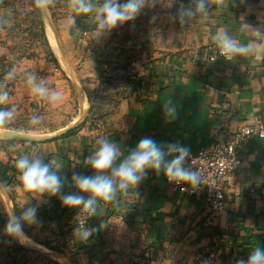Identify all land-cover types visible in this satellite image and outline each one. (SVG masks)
I'll use <instances>...</instances> for the list:
<instances>
[{"label": "crops", "instance_id": "obj_1", "mask_svg": "<svg viewBox=\"0 0 264 264\" xmlns=\"http://www.w3.org/2000/svg\"><path fill=\"white\" fill-rule=\"evenodd\" d=\"M102 2L93 0L96 5ZM206 3L209 11L205 20L197 16L185 23L176 18L173 0H159L155 8L142 10L141 27L151 28L161 45L152 47L155 58L136 65L142 84L126 94L111 112L109 125L113 127L109 126L107 133L93 132L84 126L65 137L58 135L25 145L6 162L8 167L0 174V182L9 186L17 214L29 204L38 206L40 224L25 225L24 229L32 242L66 245L75 254L83 251L89 264H126L130 232L141 235L148 251L144 255L150 257L151 264H196V252L210 247L214 232L222 238L214 264H235L237 259H247L254 247H264V138L258 135L241 147L243 167L225 189L227 207L218 215H213L201 199L167 183L163 173L149 170L135 190L119 197L118 207L107 205L104 215L91 218L89 227H97L102 221H108L109 226L86 243L75 238L72 212L62 206L59 197H32L22 191L17 180L16 159L39 150L47 158L59 156L64 164L62 174L70 178L73 172L94 174L82 162L100 137L120 144L125 155L143 137H151L157 143H180L195 150L233 139L244 125L264 122V57H237L232 61L208 58L216 47L212 37L218 31L227 30L235 40L247 42L251 37L244 23L264 29V0H238L237 6L229 3L223 8L213 0ZM13 9L10 0H0V55L8 52ZM47 15L49 28L53 24L57 34L53 26L50 30L58 35L78 82L88 90L99 84L98 56L114 30L100 32L95 12L77 14L70 8L69 0H53ZM153 16L157 18L154 22ZM43 23L46 29L44 17ZM30 64L31 70L36 71L37 62ZM54 70L58 68L49 69L53 72L52 82L63 85L70 80L74 86L68 73L62 79ZM26 79L19 78L11 85L10 101L32 96ZM165 102L176 108L174 119L164 115ZM7 216V211L0 214V227L7 222Z\"/></svg>", "mask_w": 264, "mask_h": 264}, {"label": "clouds", "instance_id": "obj_2", "mask_svg": "<svg viewBox=\"0 0 264 264\" xmlns=\"http://www.w3.org/2000/svg\"><path fill=\"white\" fill-rule=\"evenodd\" d=\"M35 5L46 13L53 0H34ZM159 0H103L96 5L93 0H69L70 8L77 14L95 12L98 30L110 33L111 30L134 21L145 8H155ZM218 7H227L229 3L237 6L238 0H213ZM175 6V0H173ZM206 0H182L177 7L176 18L187 22L189 18L200 16L205 20L208 16ZM154 22L157 18L153 16ZM250 39L247 42L235 40L227 30L218 31L213 37L219 53L226 60L232 61L237 57L260 59L264 57V29L244 23ZM26 84L31 95L50 107H57L62 100V92L49 87L47 78L39 79L35 72H28ZM6 86L0 84V142H15L23 139L27 143L39 142L42 137L27 135L35 133L45 125L44 117L32 115L25 127V135H20L14 124L19 106L11 103ZM163 111L166 118L174 119L176 108L170 102H165ZM95 149L83 160V165L90 168L94 174L83 175L73 172L71 177L63 175L64 164L59 156L47 158L43 150L35 153L20 155L15 161L18 173L17 180L23 192L32 197H59L62 206L79 209L85 217L104 215L105 206L118 207L119 197L128 196L146 178L149 170L156 174L163 173L170 183L185 184L196 189L202 183L199 170L185 167V161L190 157V149L180 143H157L151 137H143L135 148L125 155L121 145L112 139L100 137ZM15 147V144H11ZM65 187L75 188L76 191L65 193ZM187 189H182L186 191ZM9 186L0 182V199L7 198ZM86 194V195H85ZM138 196L139 194L136 193ZM37 205L29 204L18 214L15 206L8 212L7 222L3 232L11 240L21 244L28 242L25 225H39ZM109 226L108 221H102L97 227H88L82 220L74 229V236L82 243ZM208 264V262H205ZM235 264H264V247H254L247 259H237Z\"/></svg>", "mask_w": 264, "mask_h": 264}, {"label": "rangeland", "instance_id": "obj_3", "mask_svg": "<svg viewBox=\"0 0 264 264\" xmlns=\"http://www.w3.org/2000/svg\"><path fill=\"white\" fill-rule=\"evenodd\" d=\"M10 1L14 6L13 19L10 22L11 33L8 39V52L5 55H0V73L2 70L7 71L2 80L8 83L14 82L19 78H27L28 72H35L39 79L47 78L51 89L62 92V100L55 108L33 96H30L29 99L10 101V105L11 103H16L19 106L17 118L14 122L19 125L17 129L19 134L25 135L27 121L32 115L44 117L45 125L38 132H29L27 135H38L42 138L51 137L73 127L85 118V126L89 127L90 130L107 133V128L109 126L113 127V125H109L111 112H115V109L126 94L138 89L142 84L143 79L138 74L136 65L157 56L152 47L161 45V42H157V38L153 35V30L145 28L144 23V26L141 27L142 23L139 22L141 14L134 21L113 29V37L98 56L99 68L97 69V76L99 75L101 82L96 86L90 87L89 90L86 87L84 89L79 83L86 94H91L94 103L90 112L89 103L86 112L79 119L82 111L78 92L79 86L63 64V56L66 60L67 57L59 39L52 36L49 26H47L43 34L41 30L42 11L36 7L34 0ZM143 29H147L149 32L144 33ZM50 45L53 47L54 56L58 57V62L53 56ZM150 46L151 48H149ZM29 61L37 62L36 67L38 68L36 71L31 70L32 67H30ZM62 64L66 69L65 71L61 68ZM53 67L58 68V70L54 71L60 73L62 79H65V75L68 73L74 86L70 80L63 85L52 82L54 81L53 74H51L53 72L49 71V69ZM70 68L72 69L71 66ZM72 72L76 78L73 69ZM49 74L51 75L49 76ZM133 76L134 78H132ZM13 143L15 144L14 148L10 146ZM25 145H29V143L23 139L15 142H0V174L4 173L3 171L8 167L6 162L12 156L17 155ZM0 214H6L5 198L0 199ZM4 226L0 227V264H69L66 261H58L42 251L22 245L19 242L22 246H15L13 244L14 240L12 241L4 235ZM128 239V245L126 246L128 260L126 264H151V261L147 260L149 256L144 255L148 251L143 244L144 240L141 239V235L138 232H130ZM62 249L65 251V254H63L71 259L73 264H89L88 257L83 251L75 254L74 250L68 247L63 246Z\"/></svg>", "mask_w": 264, "mask_h": 264}, {"label": "built area", "instance_id": "obj_4", "mask_svg": "<svg viewBox=\"0 0 264 264\" xmlns=\"http://www.w3.org/2000/svg\"><path fill=\"white\" fill-rule=\"evenodd\" d=\"M180 2V0L175 2V14ZM182 2L187 3L188 1ZM208 58L211 60L218 58L226 60L220 55L217 46L211 51ZM254 135L264 138V122H255L242 126L235 132L233 139L219 140L195 150H190V157L186 159L185 167L201 172L202 183L198 188L193 189L185 184L170 183L167 179L166 182L182 193L201 199L213 215H218L227 207L228 201L225 189L232 183L235 174L243 167L244 157L241 153V147ZM182 189L187 190L182 191ZM72 191H76L75 188H68L65 193ZM70 212H72L75 227H78L82 220L89 227L92 217L83 216L79 209L70 208ZM221 244V234L214 232L210 247L196 252V264H205V262L214 264L219 257Z\"/></svg>", "mask_w": 264, "mask_h": 264}, {"label": "bare ground", "instance_id": "obj_5", "mask_svg": "<svg viewBox=\"0 0 264 264\" xmlns=\"http://www.w3.org/2000/svg\"><path fill=\"white\" fill-rule=\"evenodd\" d=\"M44 14V18H45V21L47 23L48 26H50V21L48 20V16H47V12L46 13H43ZM52 27V26H51ZM50 27V28H51ZM51 32V31H50ZM52 36H54V38H57L52 32H51ZM57 44V43H56ZM57 46V45H56ZM60 53H62V51H60ZM62 56V55H61ZM63 64L64 66L67 68V70L71 73V77H73L76 81V83L78 84V92H79V100H80V105H81V115H80V118L83 116V114L86 112L88 106H89V100H88V97H87V94L85 93V91L83 89H81L80 85H79V82L77 81V79L75 78V76L73 75V72H72V69L70 68L66 58L63 56ZM71 128V127H70ZM57 135V134H56ZM55 136V135H54ZM13 207V204H12V201L8 195L7 198H5V208H6V211L9 212ZM21 244V243H20ZM22 245H25V246H28V247H32L34 249H37L39 251H42L44 252L45 254L51 256L52 258L58 260V261H66L68 262L69 264H73V262L64 254L62 253H59L57 251H54L50 248H47L43 245H39V244H36L34 242H32L29 238H28V242L25 243V244H22Z\"/></svg>", "mask_w": 264, "mask_h": 264}, {"label": "trees", "instance_id": "obj_6", "mask_svg": "<svg viewBox=\"0 0 264 264\" xmlns=\"http://www.w3.org/2000/svg\"><path fill=\"white\" fill-rule=\"evenodd\" d=\"M41 30H42V32H43V34L45 33V26H44V23H43V21H41ZM45 37H46V34H45ZM51 46V45H50ZM51 48V51H52V53H53V49H52V47H50ZM53 56H54V53H53ZM5 57V56H4ZM54 58H55V60L57 61V58L54 56ZM58 62V61H57ZM5 72H7V71H5V70H2V72L0 73V84H3V85H5L6 86V90L9 92V94H12V91L10 90V87H11V85H13V83L14 82H5V80H2V78H3V76H5ZM87 96H88V99H89V103H90V107H89V112L92 110V108H93V106H94V103H93V101H92V98H91V94L90 93H87ZM11 105L9 104V105H4V106H2V107H10ZM85 122H86V118L85 119H83L82 121H80L77 125H75V126H73L72 128H70L68 131H66L65 133H63V134H61L60 135V137H65V136H68V135H71V134H74V133H76V132H78L81 128H83L84 126H85ZM12 127L13 128H15V129H18L19 128V125H17V124H13L12 125ZM0 179L1 180H3L2 179V177L0 176ZM9 195H10V197H11V199L13 200V202H14V204H15V201H14V197L12 196V194L11 193H9ZM66 208V207H65ZM67 209V208H66ZM15 211H16V204H15ZM13 241V240H12ZM13 244L15 245V246H18V247H21L22 245H20L17 241H13ZM44 244V246H46V247H48V248H50V249H52V250H54V251H57V252H59V253H64L65 254V251L62 249V247L63 246H61V245H58V244H56V245H53V244H51L50 242H45V243H43ZM64 246H66V245H64ZM68 248H70V247H68ZM71 249V248H70ZM70 257H71V255H70ZM143 257V256H142ZM72 258V257H71ZM148 259L147 260H151L150 259V257H147ZM76 262V261H75ZM76 264V263H75ZM138 264H140V263H138ZM146 264V263H145Z\"/></svg>", "mask_w": 264, "mask_h": 264}, {"label": "water", "instance_id": "obj_7", "mask_svg": "<svg viewBox=\"0 0 264 264\" xmlns=\"http://www.w3.org/2000/svg\"><path fill=\"white\" fill-rule=\"evenodd\" d=\"M42 15H43V17H44V14H43V12H42ZM45 19V18H44ZM52 23V22H51ZM52 26H53V24H52ZM53 28H54V26H53ZM54 30H55V28H54ZM55 32H56V30H55ZM56 34H57V32H56ZM57 37H58V35H57ZM58 39H59V37H58ZM59 42H60V39H59ZM60 44H61V42H60ZM61 47H62V45H61ZM62 49H63V47H62ZM64 51V50H63ZM65 53V52H64ZM78 124V123H77ZM76 124V125H77ZM75 126V125H74ZM72 128V127H71ZM70 129V128H69ZM69 129H67V130H65V131H63L62 133H59V134H57V135H55V136H58V135H61V134H63V133H65L66 131H68ZM55 136H51V137H46V138H42L40 141H44V140H47V139H51L52 137H55Z\"/></svg>", "mask_w": 264, "mask_h": 264}]
</instances>
